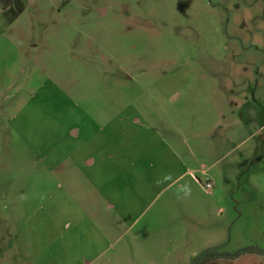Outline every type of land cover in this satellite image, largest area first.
<instances>
[{
	"label": "rangeland",
	"instance_id": "obj_1",
	"mask_svg": "<svg viewBox=\"0 0 264 264\" xmlns=\"http://www.w3.org/2000/svg\"><path fill=\"white\" fill-rule=\"evenodd\" d=\"M91 121L69 151L122 166L99 183L61 165ZM215 247L264 251V0H0V264Z\"/></svg>",
	"mask_w": 264,
	"mask_h": 264
},
{
	"label": "crops",
	"instance_id": "obj_2",
	"mask_svg": "<svg viewBox=\"0 0 264 264\" xmlns=\"http://www.w3.org/2000/svg\"><path fill=\"white\" fill-rule=\"evenodd\" d=\"M91 119V118H90ZM28 122V123H27ZM30 124H33L31 122V119L28 121L26 118L22 121L19 122L18 127L16 128L17 132H20L21 128L23 127L24 130H27V125L31 126ZM90 125H92L93 128H96V130L99 132L100 128L98 125H96L93 121L90 122L88 127H82V128H73V126L69 127V132L68 135L65 137L64 142L68 144L67 149L65 150L66 152V158L61 161V165L63 166L64 164L71 163L73 167L79 168L81 172H83L89 179H92V183H99L97 182L98 179L100 178H108L111 174H115L116 170H121L122 166L111 163L113 160L108 159L107 155L105 153H100V154H84L81 156H78V153L80 150L78 149L75 151V148H72L69 151V145H75V144H82V141H87V142H92V137L93 135H89V129ZM154 148L158 147L156 144L153 146ZM128 149V148H127ZM126 149V151H127ZM149 150L146 149L144 150L143 154L144 157L149 154ZM128 153H133V150H129ZM109 154V153H108ZM137 163L136 161L132 160L130 164L125 163V166H128V168L134 169L136 167ZM143 166V165H142ZM137 167V169L141 170V167ZM191 171H188L186 174L181 175L178 180H181L184 175L190 174ZM134 177H136V173L133 174ZM211 181V180H210ZM112 206H110L111 208Z\"/></svg>",
	"mask_w": 264,
	"mask_h": 264
},
{
	"label": "trees",
	"instance_id": "obj_3",
	"mask_svg": "<svg viewBox=\"0 0 264 264\" xmlns=\"http://www.w3.org/2000/svg\"><path fill=\"white\" fill-rule=\"evenodd\" d=\"M222 248L215 247L208 249L204 254L197 256L192 264H210L222 259L234 261L248 254L264 256V251L256 247L243 248L234 253L222 252Z\"/></svg>",
	"mask_w": 264,
	"mask_h": 264
},
{
	"label": "built area",
	"instance_id": "obj_4",
	"mask_svg": "<svg viewBox=\"0 0 264 264\" xmlns=\"http://www.w3.org/2000/svg\"><path fill=\"white\" fill-rule=\"evenodd\" d=\"M205 188L207 189V191L211 192L214 188L212 182L210 180H207L206 186Z\"/></svg>",
	"mask_w": 264,
	"mask_h": 264
}]
</instances>
